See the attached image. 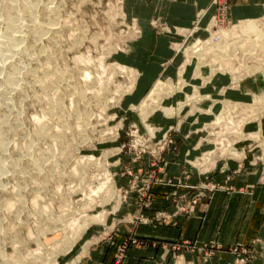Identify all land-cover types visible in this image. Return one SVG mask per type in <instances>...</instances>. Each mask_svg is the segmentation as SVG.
Listing matches in <instances>:
<instances>
[{
  "label": "rangeland",
  "instance_id": "1",
  "mask_svg": "<svg viewBox=\"0 0 264 264\" xmlns=\"http://www.w3.org/2000/svg\"><path fill=\"white\" fill-rule=\"evenodd\" d=\"M234 2L212 0L190 24H177L157 0H32L36 23L57 26L35 38L24 0H0V38L11 8L10 29L25 33L16 53L0 41V264H85L115 244L117 228L112 264L121 251L124 264L166 152L194 118L193 138L208 152L190 162L248 166L245 187L263 194L255 221L264 225V0L232 10ZM227 185L206 172L183 195L197 204ZM259 233L228 246L165 243L172 259L161 264H194L187 251L200 264H264ZM218 250L236 257L219 259Z\"/></svg>",
  "mask_w": 264,
  "mask_h": 264
},
{
  "label": "crops",
  "instance_id": "2",
  "mask_svg": "<svg viewBox=\"0 0 264 264\" xmlns=\"http://www.w3.org/2000/svg\"><path fill=\"white\" fill-rule=\"evenodd\" d=\"M209 2L212 0H157V3L161 5L159 10L171 22L174 21L177 24H190L196 16L197 10L202 6L210 5ZM243 3L237 0V3L234 2L230 7L233 10V5L249 6ZM249 10L252 11V8ZM254 11L251 14H255ZM213 82H219V78H215ZM213 90L211 86L205 88V91H211L212 94H214ZM217 93L219 94V90ZM176 96L181 97L182 94L177 93ZM190 114L194 115L191 112ZM196 124L195 118L184 120L180 128L183 138L176 142L175 150L166 152V169L160 173L162 181L154 191L152 204L143 210V220L136 222L135 225L131 224L134 225V228L136 226L135 231L139 241L130 246L124 264H161L162 260H171L172 250L165 249V243L172 244V242H180L186 239H194L202 243L213 238L223 246H228L235 242H249L253 237L254 229L260 232L259 236L264 234V225L255 221L258 216L257 213L262 211L260 205L263 194L260 195L256 189L252 190L249 186L245 187L248 175H250L248 166L242 171L237 162L232 163L230 160L220 162L219 160L220 163L217 162L209 168L200 170L190 162L193 158L195 160L199 158L200 152L202 155L208 152L202 151L205 149L203 148V140L195 141L193 138L191 130ZM187 131L190 132L188 137L185 136ZM231 168L237 169L238 172L232 173ZM206 172L211 175V180H222L228 185L221 190L204 191L206 195L201 197L199 203L190 204L184 195L189 191V185L197 184L206 177ZM179 178L182 182L176 184ZM170 180H174L173 183H170ZM227 187L229 189H226ZM251 190L252 193L244 192ZM187 207L190 209L183 210ZM138 209L140 208H135V210ZM114 216L112 218L115 219ZM119 230L120 228H117L113 234L114 245L105 250L106 244H102L97 258L87 260L84 263L112 264L117 251V244L122 238ZM114 235L116 236L114 237ZM170 247L171 245L168 248ZM187 252L194 264H200L199 260L202 258L198 252L196 254H192L191 251ZM216 252L214 255H217L219 259H226L227 257L228 260H231L236 257L234 251L231 250H218ZM201 264H216L215 258H210Z\"/></svg>",
  "mask_w": 264,
  "mask_h": 264
},
{
  "label": "bare ground",
  "instance_id": "3",
  "mask_svg": "<svg viewBox=\"0 0 264 264\" xmlns=\"http://www.w3.org/2000/svg\"><path fill=\"white\" fill-rule=\"evenodd\" d=\"M31 2H32V0L30 1V0H24V8H25V10L27 11V12H29L28 14L30 15V18H31V20L36 24H34V26H33V28L31 29V33H32V35L33 36H35V38H39V36L41 37L42 35H40V32L42 31V30H44L45 28L47 29L46 30V32H44L43 34H47L48 33V31H50V30H52V29H56L57 28V26H56V22H54L53 20H51L50 18H49V21H47V23H43V24H45V25H43V24H39V23H36V18H38V16L37 15H35L32 11H31V8H32V6H31ZM29 8H30V10H29ZM12 9V8H11ZM10 9V10H11ZM7 11V15H6V17H7V20H9V24H8V27H7V29H6V32L3 34L4 36H6L5 38L3 37V38H0V41H2V43L6 46V48L7 49H9V51L11 50L12 52H15V50H16V48L17 47H19L20 46V41L21 40H23L24 39V37H25V33L20 29V30H16V29H10V28H12V25H11V23L14 21L13 19L15 18V16H14V18L12 19V13H11V11ZM50 11H51V9H50ZM50 11H48V13L50 12ZM16 13V12H15ZM40 16V15H39ZM46 16H48V15H46ZM49 17V16H48ZM38 20V19H37ZM38 22V21H37ZM32 23V22H31ZM13 30V31H12ZM262 35V34H261ZM7 39V40H6ZM5 46H4V48H5ZM223 46V45H222ZM224 47V46H223ZM223 47H219L218 49H219V51H222V48ZM203 48H204V46H203ZM3 49V48H2ZM18 49V48H17ZM201 48H198V50H200ZM225 49V48H224ZM251 49H253V48H251ZM4 50H6V49H4ZM264 50V49H263ZM17 52V51H16ZM15 52V53H16ZM191 52H194L193 50L191 51ZM213 56H214V54H213ZM8 80L10 81V83H12L13 82V76H10L9 78H8ZM162 88V87H161ZM45 131V130H44ZM46 132V131H45Z\"/></svg>",
  "mask_w": 264,
  "mask_h": 264
},
{
  "label": "built area",
  "instance_id": "4",
  "mask_svg": "<svg viewBox=\"0 0 264 264\" xmlns=\"http://www.w3.org/2000/svg\"><path fill=\"white\" fill-rule=\"evenodd\" d=\"M216 1V3H218L219 5H220V7H222V6H224V8H226L227 7V4H226V1L227 0H215ZM193 201L194 202H196L197 201V199L195 198V199H193ZM126 244H124L123 246H125ZM122 246V247H123ZM124 254L125 253H123L122 251L120 252V254L117 256V261L114 263V264H120V262H121V259L123 258V256H124Z\"/></svg>",
  "mask_w": 264,
  "mask_h": 264
}]
</instances>
